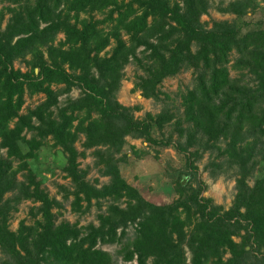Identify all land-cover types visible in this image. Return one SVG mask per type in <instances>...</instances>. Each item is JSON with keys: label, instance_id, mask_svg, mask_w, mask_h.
I'll return each instance as SVG.
<instances>
[{"label": "trees", "instance_id": "1", "mask_svg": "<svg viewBox=\"0 0 264 264\" xmlns=\"http://www.w3.org/2000/svg\"><path fill=\"white\" fill-rule=\"evenodd\" d=\"M0 2L9 12L0 28V264H112L97 243L123 238L121 257L134 256L136 264H264V174L247 182L255 146L264 138V26H246L241 18L255 0H228L220 9L234 18L213 19L208 27L200 15L209 0ZM231 50L236 55L229 63ZM17 58L26 69L13 65ZM129 61L142 70L133 89L154 99L164 77L190 69L191 86L178 91L179 117L166 108L136 117L139 105L118 101ZM228 64L237 75H229ZM74 86L76 96L59 100ZM38 92L42 98L22 109L24 95ZM172 118L185 169L174 171L177 196L155 202L121 175L116 154L126 135L158 142L152 124L161 128ZM79 133L93 166L108 176L99 186L85 178L87 165L79 166ZM48 139L64 153L62 170L72 186L61 188L64 197L71 195V210L106 199L96 224L55 222L52 208L61 203L40 186L28 162ZM201 150L221 156L207 163L213 174L222 166L236 168L226 208L200 194L190 156ZM23 199L36 202L34 218H20L10 229L11 212Z\"/></svg>", "mask_w": 264, "mask_h": 264}, {"label": "rangeland", "instance_id": "2", "mask_svg": "<svg viewBox=\"0 0 264 264\" xmlns=\"http://www.w3.org/2000/svg\"><path fill=\"white\" fill-rule=\"evenodd\" d=\"M228 0H209V6L206 12L200 15L202 24L206 27L211 25L213 19H232L234 14L229 11H223L220 7L224 6ZM256 6L253 9L247 10L242 16V20L246 21V26H264V0H255ZM0 9H2V15L0 16V28L3 27L9 12L6 9V2H0ZM94 17H100V13L93 12ZM61 37L58 33L57 36ZM109 47V46H108ZM236 52L231 50L229 53V63L232 61ZM28 55L25 56V58ZM13 65L26 69L27 64L22 59H15ZM228 71L230 76L238 74L237 70L232 68L228 64ZM122 77L118 89L116 91V98L126 105H139L138 109L133 110V114L136 117H142L145 111L151 113L158 112L161 108L170 110L175 117L180 116L181 105L178 95L179 90H184L186 87H190L192 83V73L190 69H181L173 75L164 77L158 85L159 98L154 99L152 97H142L139 91L133 89L132 80L136 73H141L142 70L133 64V62H127L122 69ZM248 75H244L246 81ZM79 93V88L72 87L67 94L63 93L59 95V100H62L64 95L76 96ZM43 94L33 93L31 95H24L23 108L34 106L41 98ZM174 123V118L169 122L164 123L161 128L155 127L152 124L150 129L151 135L158 140V142H147L140 137L125 136L124 145L117 152V156L121 157L117 161L121 175L135 186L138 191L143 194L147 199L155 202H167L177 196V193L173 188L174 171L179 169L184 170L185 152L179 151L176 148L177 140L179 138ZM28 136L29 132H25ZM82 134L79 133L78 140L75 141V147L78 151H83V155L78 157L79 166L85 167L87 165V171L85 178L91 182H94L97 186L101 183L107 182L108 176L102 175L98 172L95 166H93V156L90 154L91 148L83 149L80 142L82 141ZM169 139L168 143H163L162 140ZM49 139L45 144L41 145L36 150L35 157L28 160L30 167L33 169L37 179L40 180V186H42L50 196L60 201L61 205L53 207L52 211L55 213V222L60 220H67L69 222H77L79 225L86 224L87 222L97 223L96 213L102 211L106 199H100L99 204L91 200L92 204L81 212L72 211L69 205L71 195L64 197L61 187L70 189L71 182L68 176L64 175L62 165L64 164V153L59 147H53L49 144ZM221 141H219L220 143ZM129 144H133L137 149L131 151ZM4 154L3 149L1 150ZM215 150H201L197 156H190V160L194 165L192 171L195 174L196 180L200 182L203 188L200 194L209 196L212 202L221 205L226 208L230 202L234 193V176L236 168L221 167L216 174L211 172V165L207 163L210 159L219 160L221 156L215 154ZM221 160V159H220ZM254 166L248 176L247 182L251 184L254 177L258 174H264V138L255 146L254 152ZM214 167H212L213 169ZM188 169H191L188 167ZM18 178H21L20 173H17ZM194 183V182H192ZM36 202L30 199H23L18 204L8 219V226L10 229L16 227L17 221L20 218H24L25 222H31L34 218L33 205ZM127 237L132 236L133 225L128 224L125 227ZM237 239V237H234ZM124 238L120 242H98L97 245L106 250L112 260V264H119L122 259L120 247ZM188 256V251H186ZM224 255H227L225 253Z\"/></svg>", "mask_w": 264, "mask_h": 264}, {"label": "built area", "instance_id": "3", "mask_svg": "<svg viewBox=\"0 0 264 264\" xmlns=\"http://www.w3.org/2000/svg\"><path fill=\"white\" fill-rule=\"evenodd\" d=\"M119 264H136L135 257L133 256L131 259H127V260L123 259L119 262Z\"/></svg>", "mask_w": 264, "mask_h": 264}]
</instances>
